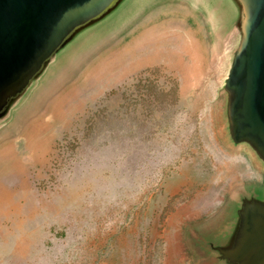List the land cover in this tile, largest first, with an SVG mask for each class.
<instances>
[{
    "label": "rangeland",
    "instance_id": "rangeland-1",
    "mask_svg": "<svg viewBox=\"0 0 264 264\" xmlns=\"http://www.w3.org/2000/svg\"><path fill=\"white\" fill-rule=\"evenodd\" d=\"M234 15L125 0L52 56L0 118V264H219L207 242L264 182L224 113Z\"/></svg>",
    "mask_w": 264,
    "mask_h": 264
},
{
    "label": "water",
    "instance_id": "water-1",
    "mask_svg": "<svg viewBox=\"0 0 264 264\" xmlns=\"http://www.w3.org/2000/svg\"><path fill=\"white\" fill-rule=\"evenodd\" d=\"M124 1L0 0V118L58 50L113 14ZM227 1L235 11L239 36L225 83L228 132L232 142L249 147L264 170V0ZM43 41L48 42L44 55L22 73ZM255 191L252 187L240 195L230 208L227 228L204 243L219 264H264V188L261 194Z\"/></svg>",
    "mask_w": 264,
    "mask_h": 264
},
{
    "label": "flooded vegetation",
    "instance_id": "flooded-vegetation-1",
    "mask_svg": "<svg viewBox=\"0 0 264 264\" xmlns=\"http://www.w3.org/2000/svg\"><path fill=\"white\" fill-rule=\"evenodd\" d=\"M58 15H62L61 12L58 14ZM61 21V20H60ZM59 21V22H60ZM57 26V25H56ZM56 26H54L52 29H47V32H50V31H54L56 28ZM48 46V42H45L43 41L39 46H38V50L36 52V54H34L28 61H26L24 67L22 68L21 72L23 73L25 70H27V68L34 64L35 61H37L42 55H44L45 51H46V48ZM20 74V73H19ZM263 188H264V182L262 183V186L261 187H255V192H258L259 194H261L263 191ZM226 223H230V221L227 219L226 220Z\"/></svg>",
    "mask_w": 264,
    "mask_h": 264
}]
</instances>
